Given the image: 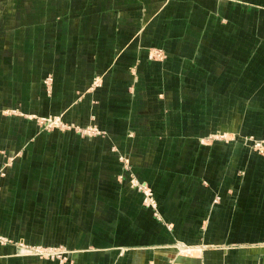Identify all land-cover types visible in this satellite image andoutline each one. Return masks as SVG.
I'll list each match as a JSON object with an SVG mask.
<instances>
[{"label": "crops", "instance_id": "obj_1", "mask_svg": "<svg viewBox=\"0 0 264 264\" xmlns=\"http://www.w3.org/2000/svg\"><path fill=\"white\" fill-rule=\"evenodd\" d=\"M0 264H264V0H0Z\"/></svg>", "mask_w": 264, "mask_h": 264}, {"label": "built area", "instance_id": "obj_2", "mask_svg": "<svg viewBox=\"0 0 264 264\" xmlns=\"http://www.w3.org/2000/svg\"><path fill=\"white\" fill-rule=\"evenodd\" d=\"M50 123H52L53 121L51 120H48ZM144 196H145V202H149V204H154V201H153V193H151L150 191H144ZM22 249L25 251V253H30V254H35V255H40V256H46L47 258H52V259H60V258H64V257H61L63 250L60 251V250H42L41 248H34V247H27L25 245L22 244Z\"/></svg>", "mask_w": 264, "mask_h": 264}, {"label": "rangeland", "instance_id": "obj_3", "mask_svg": "<svg viewBox=\"0 0 264 264\" xmlns=\"http://www.w3.org/2000/svg\"><path fill=\"white\" fill-rule=\"evenodd\" d=\"M48 81H50L49 79H48ZM50 120V119H49ZM51 121H53L52 123H50L48 120L47 121H43V126L45 127V128H48V129H53V128H62V129H67V127L65 126V125H63V123L61 122V121H57V120H55V119H53V120H51ZM40 123V124H41ZM255 146H257V147H260V144L258 143L257 145H255ZM25 246H27V247H36V248H41L42 250H51V249H53V250H60V251H62V250H64L62 247H55V248H53V247H43V246H34V245H27V244H24ZM20 246V248H22V244L21 245H19ZM22 252L23 253H25V251L22 249ZM64 253H62V255H61V257H66V250H64L63 251ZM26 254V253H25ZM29 255H32V256H34V257H41V258H46L47 259V257L46 256H40V255H35V254H30V253H28ZM48 259H51L50 257L48 258ZM55 259V258H54Z\"/></svg>", "mask_w": 264, "mask_h": 264}, {"label": "bare ground", "instance_id": "obj_4", "mask_svg": "<svg viewBox=\"0 0 264 264\" xmlns=\"http://www.w3.org/2000/svg\"><path fill=\"white\" fill-rule=\"evenodd\" d=\"M27 253V252H26Z\"/></svg>", "mask_w": 264, "mask_h": 264}]
</instances>
